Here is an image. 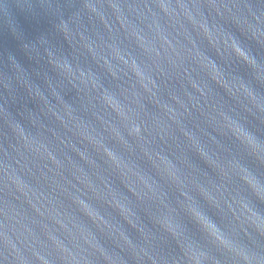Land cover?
<instances>
[{"label":"water","instance_id":"water-1","mask_svg":"<svg viewBox=\"0 0 264 264\" xmlns=\"http://www.w3.org/2000/svg\"><path fill=\"white\" fill-rule=\"evenodd\" d=\"M0 264H264V0H0Z\"/></svg>","mask_w":264,"mask_h":264},{"label":"clouds","instance_id":"clouds-1","mask_svg":"<svg viewBox=\"0 0 264 264\" xmlns=\"http://www.w3.org/2000/svg\"><path fill=\"white\" fill-rule=\"evenodd\" d=\"M241 127H243L242 125H241ZM244 128V127H243ZM247 135L248 136H252V137H254L248 130H247ZM257 140V139H256ZM257 142H259L258 140H257ZM203 226H204V224H203Z\"/></svg>","mask_w":264,"mask_h":264}]
</instances>
